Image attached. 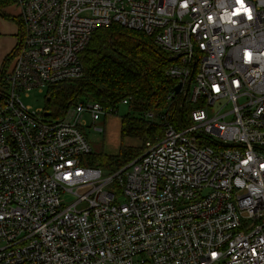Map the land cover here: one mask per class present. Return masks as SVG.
<instances>
[{
  "label": "built area",
  "instance_id": "built-area-1",
  "mask_svg": "<svg viewBox=\"0 0 264 264\" xmlns=\"http://www.w3.org/2000/svg\"><path fill=\"white\" fill-rule=\"evenodd\" d=\"M15 2L25 35L0 76V264H264V0ZM113 22L151 35L183 96L191 79L183 101L200 103L181 129L169 110L142 113L164 134L110 174L87 160L85 116L128 99L54 120L22 94L80 77L93 31Z\"/></svg>",
  "mask_w": 264,
  "mask_h": 264
},
{
  "label": "trees",
  "instance_id": "trees-1",
  "mask_svg": "<svg viewBox=\"0 0 264 264\" xmlns=\"http://www.w3.org/2000/svg\"><path fill=\"white\" fill-rule=\"evenodd\" d=\"M12 3L13 0H0L3 16L8 14L2 9ZM18 23L23 26L22 20L18 19ZM18 51L17 47L6 63ZM79 59L83 74L50 85L45 112H50L53 119L58 120L69 106L78 102L99 101L106 107L117 108L119 103L128 99L127 113L121 118V138L136 137L142 141L141 147L122 143L116 154L92 151L87 157L90 165L113 174L138 158L145 150V142L157 134H164L159 123L152 124L142 113H154L158 120L169 110L178 129L183 127L182 119L189 120L183 94L174 96V102L169 106L168 97L178 81L167 78L165 72L173 60L145 31L117 22L97 28Z\"/></svg>",
  "mask_w": 264,
  "mask_h": 264
},
{
  "label": "rangeland",
  "instance_id": "rangeland-1",
  "mask_svg": "<svg viewBox=\"0 0 264 264\" xmlns=\"http://www.w3.org/2000/svg\"><path fill=\"white\" fill-rule=\"evenodd\" d=\"M11 68L13 66V60L10 62ZM47 90L48 88L44 86L41 91L39 88L33 89L29 92V95L26 96L25 93L22 94V100L25 105L30 106L33 110L36 109H44L47 106ZM187 113L192 109L196 108V106L200 103L196 102H188L186 100ZM127 108L126 106H120L119 110L115 114H109L105 117H101L98 120H92L89 114L85 116L87 119L88 125L84 126L83 134L89 141L92 150L95 152L104 151L110 154L118 153L121 144L129 145V146H142V141L136 137H126L122 140L121 138V118L126 115ZM188 117V116H187ZM49 119H53L50 115ZM99 129H102L100 131ZM108 189L113 190L112 186H107ZM117 195V200L122 202L124 200V196L119 193L117 190H113ZM68 202L74 200L73 196H69L68 194L65 196Z\"/></svg>",
  "mask_w": 264,
  "mask_h": 264
},
{
  "label": "crops",
  "instance_id": "crops-1",
  "mask_svg": "<svg viewBox=\"0 0 264 264\" xmlns=\"http://www.w3.org/2000/svg\"><path fill=\"white\" fill-rule=\"evenodd\" d=\"M7 16L0 12V76L11 68L10 62L6 63L16 48H20L21 42L25 35V24L21 14L20 7L15 0L10 5L2 9ZM22 20L23 26L18 23ZM7 64V66L5 65ZM6 66V67H5ZM4 70V71H3Z\"/></svg>",
  "mask_w": 264,
  "mask_h": 264
},
{
  "label": "water",
  "instance_id": "water-1",
  "mask_svg": "<svg viewBox=\"0 0 264 264\" xmlns=\"http://www.w3.org/2000/svg\"><path fill=\"white\" fill-rule=\"evenodd\" d=\"M190 82H191V79L188 81V84H187L186 89H185V91H184V99H185L186 96H187V93H188V90H189ZM182 86H183V83H182V82L178 83V84L175 86L174 91H175L176 94H180V93H181ZM46 115H51V113H50V112H46Z\"/></svg>",
  "mask_w": 264,
  "mask_h": 264
},
{
  "label": "clouds",
  "instance_id": "clouds-1",
  "mask_svg": "<svg viewBox=\"0 0 264 264\" xmlns=\"http://www.w3.org/2000/svg\"><path fill=\"white\" fill-rule=\"evenodd\" d=\"M239 11H247V9H245V8L243 7V4H241V7H240L239 9H237V12H239Z\"/></svg>",
  "mask_w": 264,
  "mask_h": 264
}]
</instances>
